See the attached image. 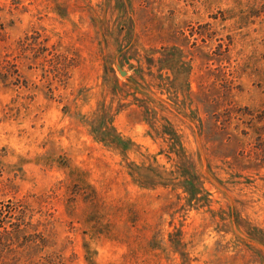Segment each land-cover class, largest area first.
<instances>
[{"label":"rangeland","instance_id":"obj_1","mask_svg":"<svg viewBox=\"0 0 264 264\" xmlns=\"http://www.w3.org/2000/svg\"><path fill=\"white\" fill-rule=\"evenodd\" d=\"M2 212L0 264H264V0H0Z\"/></svg>","mask_w":264,"mask_h":264},{"label":"trees","instance_id":"obj_2","mask_svg":"<svg viewBox=\"0 0 264 264\" xmlns=\"http://www.w3.org/2000/svg\"><path fill=\"white\" fill-rule=\"evenodd\" d=\"M0 222L4 223V213H0ZM23 224H21L20 222L16 223L15 225H13V229L12 231H6L5 235L4 232L2 233L1 236V247L4 250V237L7 240V242L12 243L14 240H17L20 236V234L22 233V231L24 230V227H22ZM3 242V243H2ZM9 249V247H8ZM10 251V249H9ZM4 257V256H3Z\"/></svg>","mask_w":264,"mask_h":264},{"label":"water","instance_id":"obj_3","mask_svg":"<svg viewBox=\"0 0 264 264\" xmlns=\"http://www.w3.org/2000/svg\"><path fill=\"white\" fill-rule=\"evenodd\" d=\"M119 71H120L121 75H124L125 74V72H123L122 70L119 69Z\"/></svg>","mask_w":264,"mask_h":264}]
</instances>
